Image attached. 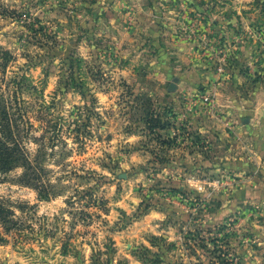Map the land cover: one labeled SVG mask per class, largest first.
Masks as SVG:
<instances>
[{"label":"rangeland","instance_id":"obj_1","mask_svg":"<svg viewBox=\"0 0 264 264\" xmlns=\"http://www.w3.org/2000/svg\"><path fill=\"white\" fill-rule=\"evenodd\" d=\"M0 39L23 49L16 55L17 48L0 44V103L28 112L33 136L45 121L61 129L58 139L45 141L46 172L37 186L20 183L21 174L11 176L15 170L0 174V192L5 184L36 192L32 204L0 198L20 226L0 222V264H9L13 252L29 264H254L256 256L264 264V150H252L249 118L241 124L235 119L264 99V0H0ZM35 49L44 52L33 54ZM174 79L176 90L169 92ZM77 95L83 104L74 103ZM65 101L72 104L68 118L62 115ZM76 126L81 143L71 132ZM47 132L46 138L54 137ZM132 136L139 140L126 143ZM60 138L77 144L76 155L85 157L89 141L119 145L101 162L115 180L85 171L84 161L80 172L72 170L79 183H97L77 188L75 201L64 200L60 211L73 220L63 237L57 235L64 231L61 215H53L51 228L47 215H36L42 204L63 195L67 186L61 181L70 178L57 176L55 184L48 179L54 170L46 164L57 147V166L66 150L73 155ZM30 141L39 145L32 153L26 143L34 158L41 146ZM134 153L150 158L121 170ZM113 183V197L107 189L96 195ZM129 190L141 202L131 215L115 208L119 219L109 231L130 229L121 240L128 255L115 259L116 241L95 240L90 226L101 213L110 216L109 204ZM13 206L22 215L16 217ZM153 209L165 214L152 222L162 234L141 233L148 244L138 243L130 226ZM77 223L85 230H77Z\"/></svg>","mask_w":264,"mask_h":264},{"label":"clouds","instance_id":"obj_2","mask_svg":"<svg viewBox=\"0 0 264 264\" xmlns=\"http://www.w3.org/2000/svg\"><path fill=\"white\" fill-rule=\"evenodd\" d=\"M11 27H15V25H12ZM7 30V29H6ZM11 38V37H10ZM0 44L5 45L9 49L17 48L15 41H13V44L9 45L7 44V41L0 39ZM20 51H23V49L17 48L15 54L19 55ZM86 49L81 46L80 52L81 54H84ZM35 52H40V54H43V49H35L33 54ZM23 63V61H20ZM57 63H59V60H57ZM97 95H101V100L103 101L105 97L101 93H97ZM72 98V94H69V99ZM74 103H81L83 104L84 101L80 100L79 96H76V99ZM72 104L65 101V111L62 112V115H64L66 118H68V109H71ZM99 111V109H97ZM44 131V129L41 127L39 131H36L34 133L35 136L41 135V133ZM139 140V137L132 136L129 137L125 142L126 143H133ZM119 145L117 144V141H113L111 146H103L100 143H98L95 140L89 141V143L86 145L88 148V151L86 153V157H91V159H86L85 156H77L76 151L78 150V145L73 143L71 140H69L68 147L73 151V155L70 157H67L64 161V164L57 166L55 164V160L59 159V147L55 149L57 152L56 157L51 158L50 161L46 164V167L51 168L54 170V174L51 175L48 179L51 181V183L55 184L57 183L56 177L57 176H65L70 177L63 179L61 183L66 187V190L64 191L63 195L60 196L57 200L53 201L52 204L44 205L42 204L38 210H37V217H42L44 215H47L48 224L47 227L51 228L53 226V215H61L63 217V229L64 231L58 232L57 235L59 237L64 236V232L69 231L70 224L73 220V217L68 214L67 211L61 212L60 209H64L67 206L64 204V200L71 197L73 201L76 200V196L74 195V191L78 188L79 190L83 191L87 188H90L94 186L97 181L96 179H92L88 181L87 183H79L74 177H71L72 170L75 168L77 172H80L79 165L82 161H84V168L85 171L87 170H95V173L98 176H107L111 179L115 180V177L113 176L112 172L107 169L101 167V162H107L108 156L105 154L108 153H116L117 147ZM39 147V145L32 143L31 141L28 142V148L32 153H35L36 149ZM48 151H53V149H48ZM150 157H143L139 153H134L128 158L126 161H122L121 163V170H126L130 167V165H138L143 164L147 162V159ZM67 165V167H65ZM23 172V168H17L15 172L11 173V176L15 177L18 176ZM140 180H143V177L141 176L139 178ZM189 184L193 187H196L201 192H205L206 189L203 184H201L199 181H189ZM3 191L0 192V198L6 197L13 201V205L17 202H24L27 201L29 204L36 203V192L31 188H25L21 187L17 184H5L2 186ZM115 183L111 185H103L100 189V192H98L96 195H100L101 193H104V190L107 189V192L105 195L108 198H111L115 195ZM11 189V191H9ZM129 201L131 202V206L129 204ZM140 198L134 197L132 192L129 190L128 192L124 193L122 195V198L118 201H112L109 204V207L113 209L112 214L110 216L105 217L103 213H101V219L95 220L94 223L90 226L92 231H95L97 233L95 240L99 241H105L106 237H112L116 241V246L120 249V253L117 254L115 259H122L123 255H128L127 253H124V249L121 246V240L126 238L128 235V231L126 230L124 232H111L109 231L110 228L113 227V225L117 222L119 219V213L115 211V208H123L125 211L131 215L133 212L136 211V206L140 204ZM53 205H56L57 207H53ZM51 209V211H49ZM13 211L15 212L16 217H19L22 215L21 210L17 207L13 206ZM69 211H79V208L70 209ZM91 212L98 211L97 209H89ZM15 218V217H14ZM78 219V218H77ZM107 220V224L104 223V220ZM165 219V214L163 212L157 211L155 209L151 210L146 216H144L141 220L136 221L133 225L130 226V228H135L136 231L132 233V235L138 237V243H144L148 244V241L145 240L144 235H141V233L147 234V233H154L157 235H160L162 233L157 232V229L160 227V225L153 224V221H162ZM40 223H44L43 220H40ZM33 227L38 228L39 224H36L33 222ZM77 230L84 231L85 225L83 223H77ZM0 231H2V226H0ZM171 231V230H170ZM171 238V237H170ZM89 240H93V237L91 234L87 237ZM78 243V241H77ZM59 244H57V248H59ZM95 246V243H94ZM103 245L101 244V247ZM249 256H254V253L249 251ZM13 260L9 261V264H14L16 260L20 261V264H29V260L24 258L22 255H19L15 252L12 253ZM128 258L131 260L132 257L128 256ZM69 261H71L73 258L69 257ZM133 264H138L137 261H133ZM254 264H261V258L256 256L254 260Z\"/></svg>","mask_w":264,"mask_h":264},{"label":"trees","instance_id":"obj_3","mask_svg":"<svg viewBox=\"0 0 264 264\" xmlns=\"http://www.w3.org/2000/svg\"><path fill=\"white\" fill-rule=\"evenodd\" d=\"M71 79L74 78V73L71 72ZM12 110V114H9V110ZM44 122V121H43ZM46 125L43 126L44 131L41 136H33L32 130L34 129L33 123L30 122L28 112L22 111V108L16 104L11 108H8L6 104L0 103V174L7 175L17 168H23V172L18 177V181L25 186H37V183L42 181V177L45 175L44 162L47 159V146L45 141L53 142L59 138L61 131L58 123L52 121H45ZM54 131L53 136L46 138L47 131ZM73 133H77L74 140L76 142H82L84 137L76 126L71 130ZM58 137V138H57ZM30 140H34L40 143L41 148L36 152L34 158L27 150V145ZM61 146L66 148L68 144L60 138ZM51 149L54 147L52 144L49 146ZM48 147V148H49ZM68 154L71 151H67ZM35 183V184H34ZM43 191V192H42ZM43 195L48 193L46 185L42 186ZM0 222L9 228L16 229L18 226L17 221L12 218V212L9 208L0 202Z\"/></svg>","mask_w":264,"mask_h":264},{"label":"crops","instance_id":"obj_4","mask_svg":"<svg viewBox=\"0 0 264 264\" xmlns=\"http://www.w3.org/2000/svg\"><path fill=\"white\" fill-rule=\"evenodd\" d=\"M252 108L236 116L235 119L241 124L243 117L249 118V135L253 141L251 147L256 155H260L264 150V99L256 100Z\"/></svg>","mask_w":264,"mask_h":264},{"label":"water","instance_id":"obj_5","mask_svg":"<svg viewBox=\"0 0 264 264\" xmlns=\"http://www.w3.org/2000/svg\"><path fill=\"white\" fill-rule=\"evenodd\" d=\"M178 82L177 79L173 80V83L169 86L168 90L169 92L175 91L176 90V83Z\"/></svg>","mask_w":264,"mask_h":264}]
</instances>
